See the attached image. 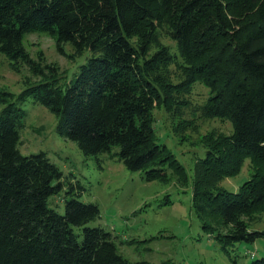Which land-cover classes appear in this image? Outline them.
I'll use <instances>...</instances> for the list:
<instances>
[{"label":"trees","instance_id":"1","mask_svg":"<svg viewBox=\"0 0 264 264\" xmlns=\"http://www.w3.org/2000/svg\"><path fill=\"white\" fill-rule=\"evenodd\" d=\"M30 32L51 35L61 53L70 42L76 52L96 54L62 84L54 67H45L46 76L29 57L23 36ZM0 53L12 68L23 62L41 77L17 94L0 88V264H149L130 261L111 231L88 225L98 206L73 196L80 186L65 185L44 151H19L21 103L32 98L46 107L57 133L84 154L117 146L113 153L144 180L185 184L183 164L157 139L154 109L180 115L195 81L209 96L194 109L228 119L232 131L202 137L192 206L225 250L264 242V227L254 226L264 216V0H0ZM246 157L250 176L235 191L220 186ZM64 188L69 197L59 213L48 200ZM249 264H264V257Z\"/></svg>","mask_w":264,"mask_h":264},{"label":"rangeland","instance_id":"2","mask_svg":"<svg viewBox=\"0 0 264 264\" xmlns=\"http://www.w3.org/2000/svg\"><path fill=\"white\" fill-rule=\"evenodd\" d=\"M159 40L176 53L175 44L168 36L161 34ZM23 45L46 76L49 72L45 67H54V73L62 84L74 78L79 66L96 54L88 49L76 52L70 42L62 44L61 53L54 38L43 32L25 34ZM168 70L170 78L176 81L178 75L174 63L169 64ZM39 79L41 77L23 62L12 68L9 58L0 53V88L17 94L28 83ZM208 96V88L195 81L189 92L182 96L189 104L180 109V115L162 106L154 109L157 139L183 164L188 175L185 184L175 178L168 182L144 180L139 171L127 169L113 153L117 146L111 148V153L84 154L74 141L57 133L55 116L32 98L21 103L25 115L18 149L22 154L44 151L61 170V181L65 185L77 183L80 190L74 187L73 196L85 203H95L99 209V216L88 225L111 231L120 253L130 261L145 260L149 264H249L253 258L264 257L263 240L238 242L225 250L215 238L217 230L203 228V220L192 206V169L196 158L205 153L202 137L209 132L229 134L232 131L228 119L202 117L194 109L206 102ZM181 120L187 124L183 128ZM250 165V159L246 157L240 171L223 177L219 185L235 191L250 176ZM65 188L48 200L49 207L59 213H63V198L69 197L64 192ZM261 216L254 224L257 228L264 227V216Z\"/></svg>","mask_w":264,"mask_h":264}]
</instances>
